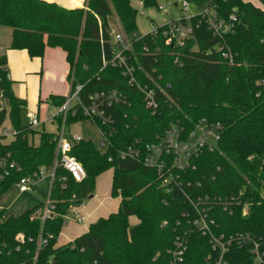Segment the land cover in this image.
<instances>
[{"label": "trees", "instance_id": "16d2710c", "mask_svg": "<svg viewBox=\"0 0 264 264\" xmlns=\"http://www.w3.org/2000/svg\"><path fill=\"white\" fill-rule=\"evenodd\" d=\"M48 1L68 7L75 6L72 2L82 4V0H0V26L12 30L10 49L42 59L47 48H60L66 53L71 91L80 84H86L83 97L117 90L127 103L109 111L114 124L103 126L95 120L103 131L113 132L106 152L90 140L72 143L70 155L83 165L87 177L79 183L66 170H56L49 195L52 217L45 222L31 220L45 204L16 216L0 211V264H172L178 237L187 240L181 264H206L210 256L215 264L220 253L213 248L212 237L184 217L194 214L186 194L196 199L242 193L240 206L212 209V235L225 239L250 235L264 249V0H258L261 7L244 0H186L199 9H213L217 19L228 24L235 16L233 28L223 39L217 38L208 18L196 15L190 21L193 36L182 47L166 45L162 33L156 43L148 36L133 43L126 54L131 65L144 66L138 73L141 82L148 80L144 79L148 72L162 76L163 85H171L169 97H160L156 114L146 109L141 93L129 85L120 67L109 65L101 71L103 51L111 57L114 26L119 25L126 37L138 32V12L131 0H85L83 8L71 10ZM141 2L146 9L159 4L158 0ZM221 43L229 47L232 63L217 50ZM146 44L153 54L144 53ZM177 57L180 65L175 64ZM14 83L7 56H0V128L8 125L15 133L9 143H0V160L16 164L0 182V199L21 178L51 168L58 156V133L22 126L27 100L16 96ZM51 100L60 108L66 97ZM56 120L60 130L63 124L90 119L70 112L65 119L57 115ZM202 120L221 125L220 139L212 150L203 149L185 170L174 167L169 159L164 174L170 171L175 177L169 191L156 169L142 160L118 158L135 139L154 143L173 125L191 132ZM36 134L40 135L38 146L31 142ZM109 170H113L111 195L121 199L118 212L100 218L73 242L57 246L70 209L93 198L98 177ZM245 204L249 205L246 216ZM131 217L139 223L131 226ZM20 234L24 243L17 240ZM40 238L46 245L39 247ZM252 248V242L232 246L226 256L229 264H254Z\"/></svg>", "mask_w": 264, "mask_h": 264}, {"label": "built area", "instance_id": "2783aa9c", "mask_svg": "<svg viewBox=\"0 0 264 264\" xmlns=\"http://www.w3.org/2000/svg\"><path fill=\"white\" fill-rule=\"evenodd\" d=\"M143 4V3H142ZM192 4L186 0H171L168 2L170 7H181L182 15H178L168 22H164L159 25L151 26L150 30L144 35L133 34L126 37L121 31L111 32V57L107 58L106 53L103 51V71L107 66H118L122 69L123 75L128 79V83L131 87L138 90L142 97L143 102L151 113L156 114L161 106V96H167L168 91L171 90V85H163L162 76L154 77L152 74L146 72L144 79H148L141 82V77L138 73L144 71V66L138 64L137 66L131 65L129 63V58L127 52L132 49L133 43L143 40L145 37H151V40L156 43L157 37L162 33L165 38L166 45H176L177 47H182L185 45L186 40L193 36L194 26L190 23L191 19L198 16H203L208 18L210 27L215 34V37L223 39V36L228 33L233 28V22H235V16L231 17L230 24L225 23L217 19L216 12L209 8H201L197 14L191 13L189 11ZM159 11H164L166 7L164 5L158 4L156 7ZM151 22H155L151 19ZM198 27V26H197ZM130 38V39H129ZM103 44V40H101ZM156 52H160V47H156ZM217 50L222 54V57L228 62H233V56L226 45V43H221ZM145 54L150 55L151 47L146 44L143 48ZM181 61L177 57L175 59V64L180 65ZM156 73V70H153ZM150 81V82H147ZM86 84H80L75 87L74 90L66 97L65 103L58 109L57 115L63 116L65 119L67 114L70 112L73 115L81 113L85 118H89L95 124V120L101 121L103 126L112 125L114 121L112 115L109 111L116 105H125L127 103L126 96L117 90H108L91 93L87 96H82ZM56 115V116H57ZM56 116L54 119H56ZM43 123L41 122L38 115H32L30 127L33 130H40ZM97 125V124H96ZM101 135V145L108 148L109 136L113 133L103 131L100 126H98ZM220 129L221 125L219 123H209L206 120H202L197 128L191 132H186L183 128L178 125H173L170 129L165 132L164 136H158L157 141L150 144H142L141 140L135 139V141L130 144L125 150L118 153V158L120 160H142L144 165L156 169L161 174L162 186L169 191V184L175 179L173 174L168 171L164 174L167 169L169 159H172L173 166L185 170L189 168L191 162L194 158L200 156L201 152L205 148L212 150L214 145L220 139ZM110 134V135H109ZM14 131L9 127L3 126L0 128V143H9L14 138ZM59 143H58V156L54 161L51 168H41L38 172L30 176H25L20 179L14 187L18 190L20 194H26L32 192L39 182L44 178H50L51 187L56 179V170L62 168L66 170L76 182H82L86 179L87 174L83 165L72 155V143H79L83 139L79 136H72L71 138L65 137V126L63 124L62 129L59 130ZM10 139V140H9ZM10 157V155H8ZM113 159L110 158V161ZM16 164L14 162H8L7 158L0 160V182L4 181L6 177L9 176V168H15ZM51 190V189H50ZM241 194L239 196H201L196 199L192 198L190 195L186 194L187 199L192 203L193 215L185 214L184 217H188L189 221L202 231L203 234L210 235L211 243L214 249H218L219 253L215 259V264H229L226 256L228 255L230 248L232 246L243 245L247 242L253 243V248L251 250L254 257V264H264V249L261 248V243L256 241L250 235L247 236H231L229 238H216L212 235L211 225L215 224V219L212 217L211 211L214 207L220 206L225 211L232 209V206L241 205ZM72 207L70 213L74 216L72 220L82 223L83 218L78 212V209L82 207ZM52 205L49 200L44 206V209L37 212L31 217V220H41L45 222L46 219L52 217ZM249 205H244V216L248 214ZM17 240L20 243L25 242L23 235H18ZM47 241L40 238L39 247L46 245ZM187 251V240L185 238H177L176 248L172 251L173 261L172 264H181L184 261V255ZM212 256L207 258L206 264H211Z\"/></svg>", "mask_w": 264, "mask_h": 264}, {"label": "crops", "instance_id": "0c3cea01", "mask_svg": "<svg viewBox=\"0 0 264 264\" xmlns=\"http://www.w3.org/2000/svg\"><path fill=\"white\" fill-rule=\"evenodd\" d=\"M250 1L254 3L255 0L254 1L250 0ZM72 3L75 6H79V7L82 6V4L78 5L74 2ZM11 41H12V30L8 27L0 26V56L3 55L7 56L10 77L15 82L13 85V90L16 96L24 99L25 98L29 99L32 101L34 105L38 103V107H39L41 103L47 104V101L51 99L52 96L67 97L70 94L71 85L67 79L69 75V65L66 61V53L62 49L47 48L45 51V55L42 59L41 58L31 59L29 57V54L25 50L22 51L11 50L10 49ZM42 123H43L42 125L43 128L45 127L46 124L53 125L54 123H57L59 126L58 121L54 118L52 120H49L47 123L46 122H42ZM51 133H57V132H51ZM35 136L32 137L31 142L35 146H38L40 142L37 145L34 143ZM112 179H113V172L110 182V195L112 188ZM40 184H42L43 191L45 190V188H48L47 195L49 200L50 189H51L50 178L48 177L44 178L41 182L36 184L35 188L37 186H40ZM100 196L101 195L94 193L93 199H91L89 202L86 201L85 203H83V206L78 209V212L83 218V222L78 223L72 220L73 223H70L67 225V227H65V228L69 227L70 230L68 233L66 232L63 233V229H65L63 228L60 236H63L65 243L59 244L57 246H63L73 242L78 237L88 232L89 227L95 222H97L100 218H107L110 214L118 212L121 202L120 198H117L119 200L117 205L115 206L114 212H111L109 209H105L104 211L100 212L101 208L104 205H106L105 198L101 199ZM96 200L98 202H94ZM37 206H33L31 208H28L27 210H30ZM22 213H19L18 215ZM137 224H131V226Z\"/></svg>", "mask_w": 264, "mask_h": 264}, {"label": "rangeland", "instance_id": "374dc122", "mask_svg": "<svg viewBox=\"0 0 264 264\" xmlns=\"http://www.w3.org/2000/svg\"><path fill=\"white\" fill-rule=\"evenodd\" d=\"M171 0H158V3L160 5H164L166 9L164 11H159L157 8H144L143 4L141 3V0H131V5L133 8L138 12V17H137V29L138 35H144L146 34L151 26L159 25L164 22H168L171 19L175 18L178 15H182V10L181 7H170L168 6V2ZM251 2L250 0H246ZM254 1V0H252ZM48 2H53L57 3L54 1H48ZM84 2L85 0H82V6L80 7H75V6H69L70 8H83L84 7ZM252 3V2H251ZM255 3V4H254ZM253 5L257 7H261V4L258 0H255ZM59 4V3H57ZM68 7V6H66ZM189 11L191 13L197 14L200 9L194 5L190 6ZM151 19H153L155 22H151ZM119 25L116 24L114 26V31H120L119 30ZM130 39V38H129ZM26 99V98H25ZM27 100V107L25 110H23L21 114V123L22 126L24 127H29L30 122H31V117L32 115H38L41 122H48L49 120H52L58 113V109L53 103L52 100L49 99L47 101V104L41 103L38 107V103L35 105L32 103L31 100ZM8 123V122H7ZM8 126V125H6ZM45 129L46 132H57L59 133V126L57 123L52 124H46L45 127H41V130ZM40 131V130H39ZM72 136H79L83 138L84 140H90L96 146L99 148L101 152H106L107 148L103 145H101V135L99 132V129L97 125L92 121V120H85L81 121L78 123H75L70 126L65 127V137L69 138ZM40 142V135L37 134L34 139V143L37 145ZM112 170H109L99 176L97 180V187H96V192L98 195H101V199L105 198V203L100 212L104 211L105 209H109L111 212L115 211V206L118 203L117 198H113L110 195V182L112 178ZM48 188H45L43 191L42 189V184L40 186H37L34 191L26 193V194H21L18 192V190L13 186L1 199H0V211L4 210V215L5 216H10V215H18L19 213L24 212L28 208H31L33 206H39L42 204H46L48 200ZM93 199V198H91ZM90 199V200H91ZM90 200H87L88 202ZM94 202H98L97 200ZM99 212V211H98ZM105 213V212H103ZM74 215L72 213H68L66 216V223L65 227H67L68 224L73 223L72 217ZM138 219L136 217H132L130 219V224H137ZM77 224V223H76ZM69 227L63 229V233L69 232ZM59 244L65 243V240L63 236H60L58 238Z\"/></svg>", "mask_w": 264, "mask_h": 264}, {"label": "water", "instance_id": "95a60500", "mask_svg": "<svg viewBox=\"0 0 264 264\" xmlns=\"http://www.w3.org/2000/svg\"><path fill=\"white\" fill-rule=\"evenodd\" d=\"M59 6H61V7H65L67 10H71L72 8H70V7H66V6H63V5H61V4H58Z\"/></svg>", "mask_w": 264, "mask_h": 264}]
</instances>
